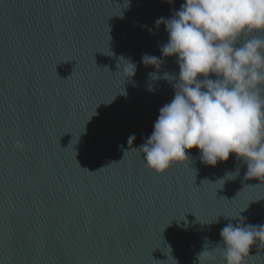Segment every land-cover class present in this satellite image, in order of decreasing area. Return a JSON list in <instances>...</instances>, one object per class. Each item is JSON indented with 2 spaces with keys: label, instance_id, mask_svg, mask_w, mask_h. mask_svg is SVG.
<instances>
[{
  "label": "water",
  "instance_id": "95a60500",
  "mask_svg": "<svg viewBox=\"0 0 264 264\" xmlns=\"http://www.w3.org/2000/svg\"><path fill=\"white\" fill-rule=\"evenodd\" d=\"M184 2L0 0V264H198L229 222L264 224V182L235 154L210 166L193 148L159 174L133 150L174 97L156 21ZM250 255L264 264V245Z\"/></svg>",
  "mask_w": 264,
  "mask_h": 264
},
{
  "label": "clouds",
  "instance_id": "9594fccd",
  "mask_svg": "<svg viewBox=\"0 0 264 264\" xmlns=\"http://www.w3.org/2000/svg\"><path fill=\"white\" fill-rule=\"evenodd\" d=\"M161 23L169 36L161 52L175 57L180 69L178 77L164 73L175 81V94L160 108L146 142L133 150L141 151L159 174L189 160L186 150L193 148L210 166L235 154L247 164L246 179L264 182V39L241 42L249 33L264 31V0H185L170 19L156 21ZM121 60L125 79L134 76L136 65ZM142 60L157 69L164 63L150 54ZM149 76L159 78L158 73ZM134 139L133 134L129 144ZM16 147L23 150L24 145L17 141ZM238 174L237 168L217 182L224 185ZM220 236L216 247L205 245L197 254L198 264H217L218 249L225 264H248L250 248L264 245V224L229 222Z\"/></svg>",
  "mask_w": 264,
  "mask_h": 264
}]
</instances>
